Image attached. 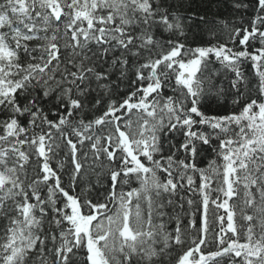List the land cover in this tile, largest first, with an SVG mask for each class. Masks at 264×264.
I'll list each match as a JSON object with an SVG mask.
<instances>
[{"label": "snow or ice", "instance_id": "1", "mask_svg": "<svg viewBox=\"0 0 264 264\" xmlns=\"http://www.w3.org/2000/svg\"><path fill=\"white\" fill-rule=\"evenodd\" d=\"M0 264H264V0H0Z\"/></svg>", "mask_w": 264, "mask_h": 264}, {"label": "trees", "instance_id": "2", "mask_svg": "<svg viewBox=\"0 0 264 264\" xmlns=\"http://www.w3.org/2000/svg\"><path fill=\"white\" fill-rule=\"evenodd\" d=\"M197 2H198V0H197ZM203 39H207V37H204ZM200 41H201V37H200L199 34H197L196 37L194 38V40H193L192 42L195 43V42H200ZM244 71H245L246 75L251 79V78H252V68H251L250 64H246V65L244 66ZM228 109H229V108H228ZM229 110H231V109H229ZM220 111L223 112L224 109H220ZM213 155H214V154H213ZM208 159H211V156H208V157L203 161V163H202L201 166H206V164H207V162H208ZM221 213H222V210H221Z\"/></svg>", "mask_w": 264, "mask_h": 264}, {"label": "bare ground", "instance_id": "3", "mask_svg": "<svg viewBox=\"0 0 264 264\" xmlns=\"http://www.w3.org/2000/svg\"><path fill=\"white\" fill-rule=\"evenodd\" d=\"M222 71H224V70L222 69ZM228 108L231 109V105L230 104L228 105Z\"/></svg>", "mask_w": 264, "mask_h": 264}]
</instances>
